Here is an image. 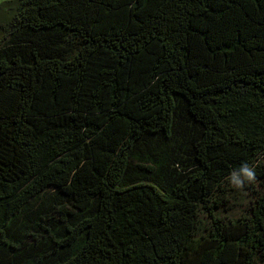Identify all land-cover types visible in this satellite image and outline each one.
<instances>
[{
  "label": "trees",
  "instance_id": "trees-1",
  "mask_svg": "<svg viewBox=\"0 0 264 264\" xmlns=\"http://www.w3.org/2000/svg\"><path fill=\"white\" fill-rule=\"evenodd\" d=\"M0 264H264V0L2 2Z\"/></svg>",
  "mask_w": 264,
  "mask_h": 264
},
{
  "label": "clouds",
  "instance_id": "clouds-1",
  "mask_svg": "<svg viewBox=\"0 0 264 264\" xmlns=\"http://www.w3.org/2000/svg\"><path fill=\"white\" fill-rule=\"evenodd\" d=\"M240 172L242 173L243 178L248 180V181L255 179L254 171L251 168H249L247 165L242 166L240 169ZM232 182L236 186H241L243 184L244 180H242L240 177H238L236 175V173H233Z\"/></svg>",
  "mask_w": 264,
  "mask_h": 264
},
{
  "label": "rangeland",
  "instance_id": "rangeland-1",
  "mask_svg": "<svg viewBox=\"0 0 264 264\" xmlns=\"http://www.w3.org/2000/svg\"><path fill=\"white\" fill-rule=\"evenodd\" d=\"M4 1H6V0H0V4H1L2 2H4Z\"/></svg>",
  "mask_w": 264,
  "mask_h": 264
}]
</instances>
